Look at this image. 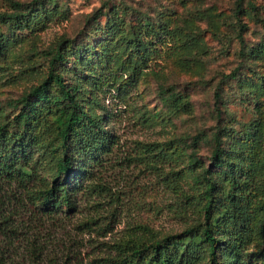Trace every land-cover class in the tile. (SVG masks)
Returning a JSON list of instances; mask_svg holds the SVG:
<instances>
[{
  "label": "rangeland",
  "instance_id": "obj_1",
  "mask_svg": "<svg viewBox=\"0 0 264 264\" xmlns=\"http://www.w3.org/2000/svg\"><path fill=\"white\" fill-rule=\"evenodd\" d=\"M13 1L24 7L35 4L0 0V11H12ZM254 1L257 13L246 4L240 19L235 0H43L39 7L44 24L30 28L0 20V43L5 44L0 49V123L13 117L22 106L19 97L46 77L58 46L81 49L67 54L60 70L66 82L78 83L83 109L99 116L94 130H100L102 142L90 156H97L91 165L102 185L92 188L88 179L73 209L68 207V215L55 221L31 218L27 202L22 216L32 221L42 239L52 247L78 248L86 257L105 248L102 240L136 233L153 241L180 232L200 217L179 192L198 188L189 155L196 153L216 172L210 155L219 127L228 152L234 145L251 152L252 143L243 137L257 135L259 149L249 153L250 170L240 178L250 181L253 194L264 190V0ZM56 7L60 12H45ZM242 22L247 23L243 31ZM130 36H135L132 42ZM84 51L92 52L87 60ZM237 66V78H223ZM246 75L251 79L243 80ZM51 90L58 92L57 85ZM55 113L47 114L49 122ZM58 146L46 130L42 141L31 147L29 155L47 175ZM180 168L185 176L177 173ZM222 185L223 192L232 187L226 180ZM113 195L121 200L113 230L102 235L84 225L97 218L92 224L97 227L107 218L115 206ZM226 260L264 264V232ZM193 264H209L208 254L199 253Z\"/></svg>",
  "mask_w": 264,
  "mask_h": 264
},
{
  "label": "trees",
  "instance_id": "obj_2",
  "mask_svg": "<svg viewBox=\"0 0 264 264\" xmlns=\"http://www.w3.org/2000/svg\"><path fill=\"white\" fill-rule=\"evenodd\" d=\"M39 1L35 0V4L28 7L20 1H13L14 9L0 11V20L10 25L15 21L30 28L44 24V12L40 11ZM106 3L109 5L110 1ZM246 4L257 13L254 0H235L239 19ZM57 8L45 12L55 14L60 12ZM112 19L119 25L116 16ZM246 26L247 23L242 22L241 31ZM115 30L108 32L114 35ZM238 35L240 42L245 44L243 33ZM134 38L130 36L127 39L132 42ZM4 45L0 43L1 50ZM79 50L58 46L50 59L46 77L19 97L17 102H21L22 106L18 112L0 123V264H193L199 253L208 254L209 264H231L226 255L244 250L258 232H264V190L253 194L249 188L250 181L240 178L241 172L250 170L247 165L249 153L255 154L259 149L255 133L243 137L252 143L251 152L248 153L240 145H234L228 152L223 144V128H216L210 155L213 165L218 168L216 172L206 167L196 153L189 155V170L198 188L196 191L181 188L179 192L188 204L194 206L200 217L193 219L180 232L169 233L153 241L142 240V236L136 233L114 241L102 240L105 248L101 252L84 257L78 248L52 247L47 239L40 237L31 225L32 221L22 216L28 202L31 218L55 221L61 214L68 215V207L73 209L79 190L88 179L91 178L92 188L102 185L91 165L97 156H90L92 152H97L98 144L102 142L100 130H94L99 116L93 110L89 113L83 109L77 95L78 83L66 82L60 70L67 54ZM84 52L87 56L83 60H87L92 52ZM239 68L237 66L224 74L223 78H237ZM242 79L250 80L251 76L246 75ZM54 85H57L58 92L51 90ZM116 91H121L119 86ZM214 96L218 102L221 97L220 83L214 90ZM48 113L56 114L54 121L49 122ZM46 130L59 141V146L53 150L56 163L50 175L45 174L29 155L32 145L42 141ZM200 135L207 139L202 131ZM177 173L186 174L183 168ZM223 180L232 186L227 192L222 191ZM113 201L115 206L101 224L93 226L97 218H91L84 225L102 235L113 230L119 215L117 205L121 200L118 195H113Z\"/></svg>",
  "mask_w": 264,
  "mask_h": 264
}]
</instances>
